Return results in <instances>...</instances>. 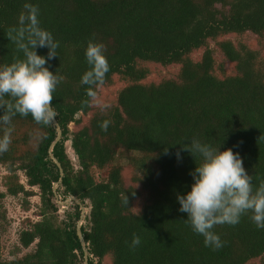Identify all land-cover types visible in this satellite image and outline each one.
<instances>
[{
    "label": "trees",
    "instance_id": "1",
    "mask_svg": "<svg viewBox=\"0 0 264 264\" xmlns=\"http://www.w3.org/2000/svg\"><path fill=\"white\" fill-rule=\"evenodd\" d=\"M26 3L38 8L40 26L59 43L49 70L62 77L52 101L62 138L52 153L63 177L49 157L57 137L52 124L19 114L0 123V138L8 133L11 140L0 152L7 172L0 190V264L84 263L76 231L81 210L72 203L60 217L53 193L60 179L62 200L75 197L90 209L81 227L88 264H264V229L251 213L237 225L214 227L221 248L205 246L177 202L190 191L189 173L201 158L187 151L176 157L193 139L232 148L253 190L264 182V0H0V65L24 58L9 36ZM245 35L256 38L259 51L231 40ZM90 42L104 46L110 65L94 88L97 97L121 87L107 107L96 105L81 84ZM37 51L47 56L46 48ZM174 68L172 76L158 74ZM10 99L0 100V114ZM8 196H22L25 207L40 198L39 220L28 219L18 235L22 249L34 248L13 260L2 256ZM134 236L141 241L135 248Z\"/></svg>",
    "mask_w": 264,
    "mask_h": 264
},
{
    "label": "clouds",
    "instance_id": "2",
    "mask_svg": "<svg viewBox=\"0 0 264 264\" xmlns=\"http://www.w3.org/2000/svg\"><path fill=\"white\" fill-rule=\"evenodd\" d=\"M25 8L27 12L20 15L19 26L11 28L9 36L24 58L0 65V100L5 96L11 98L0 114V123L9 124L12 117L19 114L31 115L38 124L49 125L57 118L53 93L62 79L49 70V61L57 57L59 43L50 31L40 26L38 8L30 3H26ZM39 48H46L47 56L39 55ZM85 57L90 68L83 74L81 84L88 86L87 95L91 100L99 103L94 88L104 82L110 71L104 46L90 42ZM101 127L107 131L108 121ZM10 143V135L5 133L0 138V152L7 151ZM220 148L193 139L176 152L178 160L182 159L183 151L201 158L199 165L189 173L193 181L190 191L177 196L178 210L187 214L186 222L204 237L205 246L214 249L223 246L219 235L213 231L218 224L234 226L243 215L251 213V221L258 229H264V182L254 191L252 176L245 169L240 153L232 148L224 151ZM140 243V238L134 236L131 246L135 248Z\"/></svg>",
    "mask_w": 264,
    "mask_h": 264
},
{
    "label": "rangeland",
    "instance_id": "3",
    "mask_svg": "<svg viewBox=\"0 0 264 264\" xmlns=\"http://www.w3.org/2000/svg\"><path fill=\"white\" fill-rule=\"evenodd\" d=\"M231 40H234L236 43H245L254 51H259V47L256 42V38L252 35H245L240 38L231 37ZM218 62H222L220 57H217ZM176 68L168 69V70H158V74L165 75V76H172ZM152 77L158 78V75H153ZM120 85H115L109 89L103 90L101 96L98 98L99 103L96 105H106L111 102V100L117 95L118 90L120 89ZM79 115L77 118H79ZM70 131H74L73 124L69 127ZM66 153L70 160L72 161L73 165L77 168L78 161L77 157L75 156L72 148L71 143L66 142L65 144ZM7 174L4 167H0V190L5 192V188L3 186L4 177ZM21 182L26 185V179L22 174H20ZM58 187V186H57ZM35 193H38V189H33ZM63 198L59 196V200L62 202ZM56 200V199H55ZM57 204V203H56ZM58 205V204H57ZM60 209V217L64 218V212L71 211L72 205L71 204H64L59 206ZM4 208L6 210V225L4 226V230L2 233V256L5 260H13L16 258H21L24 255L30 253L34 246H31L29 249H22L19 245L18 235L20 231L23 229L26 221L28 219L37 221L39 218L37 217L39 208H40V198L39 196L33 197L29 199V205L25 207L23 203L22 196L17 198L8 196L4 201ZM86 217L89 215V208H86ZM83 226H86V221L84 220ZM96 263V261L94 262ZM84 264V263H83ZM102 264H110L108 260H105ZM254 264H261L259 261L255 262Z\"/></svg>",
    "mask_w": 264,
    "mask_h": 264
},
{
    "label": "water",
    "instance_id": "4",
    "mask_svg": "<svg viewBox=\"0 0 264 264\" xmlns=\"http://www.w3.org/2000/svg\"><path fill=\"white\" fill-rule=\"evenodd\" d=\"M52 125L55 127L56 131H57V137L55 139V141L52 143L50 149H49V157L50 159L53 161V163L57 166V168L59 169V172H60V178L63 177V170L61 168V165L60 163L58 162V160L54 157L53 155V147L59 143L61 141V138H62V131L60 129V126L57 122V120L55 121V123H52ZM61 183V179L58 183L54 184L53 185V193H54V196L56 198V203L61 206V205H64V204H72V203H75L76 205H78L80 207V210H81V217H80V221L78 222L77 224V228H76V231H77V236L79 238V241H80V244H81V247H82V250H83V254H84V264H88L89 263V252H88V248H87V244L84 240V237H83V234H82V230H81V227L83 225V222L86 218V208L81 204V202L75 198V197H69L67 198L66 200L64 201H60L59 200V196L57 194V186Z\"/></svg>",
    "mask_w": 264,
    "mask_h": 264
},
{
    "label": "flooded vegetation",
    "instance_id": "5",
    "mask_svg": "<svg viewBox=\"0 0 264 264\" xmlns=\"http://www.w3.org/2000/svg\"><path fill=\"white\" fill-rule=\"evenodd\" d=\"M59 196V195H58ZM56 199V198H55Z\"/></svg>",
    "mask_w": 264,
    "mask_h": 264
}]
</instances>
